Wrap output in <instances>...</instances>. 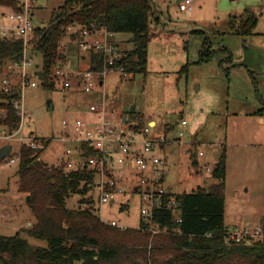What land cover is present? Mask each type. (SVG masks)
Here are the masks:
<instances>
[{
  "label": "rangeland",
  "instance_id": "1",
  "mask_svg": "<svg viewBox=\"0 0 264 264\" xmlns=\"http://www.w3.org/2000/svg\"><path fill=\"white\" fill-rule=\"evenodd\" d=\"M17 1L21 5L23 0ZM153 1L157 3L155 9L162 22L157 24L153 17L150 18L148 44L151 62L146 72H136L129 77L109 72L104 77V85L96 86L98 92L94 96L81 89L68 91L62 84L46 89L32 71L29 79L33 78L36 85H24L22 89L20 101L24 116L20 117L19 123L22 129L13 134V138L9 137L12 131L1 121L6 111L0 108V146L8 144L11 148L0 162V234H14L26 227L21 225L35 220L25 194L19 192L18 161L5 162L19 155L22 145L19 135L32 133L49 139L40 159L50 164L62 155L65 146L73 144L72 141L63 142V134L75 137L78 120L90 125V121L95 119L89 111V104L101 98H105L107 106L116 113L126 114L130 122L155 119L157 125L153 135L166 137L158 153L166 158L162 168L163 185L172 199L197 185L208 187L218 181L211 171L225 150V226L232 230L247 226L245 224L264 223V122H260L254 113L259 104L255 96L256 86L249 73L243 74L242 79L230 81L217 63L218 55L207 62H194L205 35L191 33L184 36L191 26L205 28L209 30L213 46H217L220 38L215 31L226 29L229 14H236L238 10L243 13L245 6L253 9L257 16L261 13L259 27L263 28L264 0H195L190 11L181 10L174 0ZM62 3L63 0H34L32 8L37 4L41 8V17L48 20L52 8ZM7 11L8 7L0 4V13H3L0 29L11 21L6 16ZM39 17L33 14V23L46 24L47 21L43 22ZM125 35L120 33L116 36L122 47L129 48L130 42L122 39ZM258 39L264 40V36ZM258 44L261 41L258 40ZM77 46L76 41L71 45L76 53ZM183 52L187 55L181 56ZM30 60L28 70L39 63L40 54L33 55ZM186 62L187 69L181 70ZM229 62L225 61V64ZM9 73L0 67V85L2 78ZM12 77V81L14 77L18 79V73ZM260 87L264 93L263 81L258 86L259 90ZM78 102L81 107L73 104ZM63 119L67 120L65 126L62 125ZM182 119L186 124H182ZM180 131L183 134L180 135ZM196 144V149L202 150L203 155L198 154V164L195 165L189 156V147L193 149ZM133 183L135 180L130 186H125V191L116 195L114 201L102 204L95 190L96 206L103 221L114 220L125 227L139 226L142 199L138 192L131 190ZM79 198L78 193L72 194L66 201L67 205L78 206ZM86 206L82 204V207ZM21 235L28 239L31 249L46 245L45 239L29 236L23 231Z\"/></svg>",
  "mask_w": 264,
  "mask_h": 264
},
{
  "label": "trees",
  "instance_id": "2",
  "mask_svg": "<svg viewBox=\"0 0 264 264\" xmlns=\"http://www.w3.org/2000/svg\"><path fill=\"white\" fill-rule=\"evenodd\" d=\"M0 2L15 10L21 8L17 0ZM154 10L151 0H64L52 10L47 23L34 27L28 38V49L41 56L42 86L52 88L61 78L55 71L63 64L59 47L70 24L104 27L117 34H127L130 47L122 50L117 64L123 65L130 75L146 72L150 18ZM255 24L256 15L251 9L239 16H229L230 32L247 34ZM78 33L72 32L71 39L77 41ZM23 51L24 41L15 33L0 36V67L21 61ZM218 52L227 53L225 61L232 58L225 47L212 48L205 36L195 62L208 61ZM89 61L99 68L101 54L89 53ZM187 64L181 70H186ZM224 68L227 73L229 67ZM21 94L20 80L13 81L9 91L0 85V108L6 111L1 121L12 132L19 127L20 115L11 99ZM260 101L258 114L264 113V99ZM132 126L140 128L143 124L136 121ZM48 143L49 139L45 138L39 148L26 144L20 147L19 190L27 192L26 200L35 220L14 234H0V264H264V237L232 243H226L223 238L227 229L225 150L211 171L218 181L208 187L197 185L174 196L180 222L174 221L170 209H156L153 221L166 229L152 233L142 229V219L138 227L124 228L103 221L94 197V171L63 169L40 159ZM192 148H189L190 158L197 164V144ZM86 152L95 153L91 148ZM74 193L80 195L79 205L69 207L66 201ZM165 195L171 197L168 192ZM83 203L87 206L82 207ZM22 231L45 239L46 245L31 249Z\"/></svg>",
  "mask_w": 264,
  "mask_h": 264
},
{
  "label": "built area",
  "instance_id": "3",
  "mask_svg": "<svg viewBox=\"0 0 264 264\" xmlns=\"http://www.w3.org/2000/svg\"><path fill=\"white\" fill-rule=\"evenodd\" d=\"M34 0H23L19 10L11 9L7 16L15 24L11 31L24 41V52L21 61L14 62L10 65H18L20 67L21 90L24 85L35 86L36 81L28 77V66L31 65L30 58L26 55V45L29 36L33 33L34 23L30 16ZM193 0H180L178 6L181 10H190ZM68 32L79 31L78 49L81 53L97 52L101 54V62L99 68L95 66L87 67L84 70L67 69L59 67L56 74L62 79L63 87L69 88L79 86L85 92L96 93L98 86H103V79L109 72L120 73L123 77H129L128 71L123 65L117 64L122 57L116 40L115 33L105 29L104 27L78 26L70 24L67 26ZM1 36L6 35V30L0 31ZM10 73L5 75L2 80L4 91L11 88L12 75L14 70L10 69ZM72 74V76L70 75ZM70 75V76H69ZM97 86V87H95ZM19 98H12L11 103L18 110L20 117L24 116L23 103ZM89 111L93 113V119L90 125H84L81 121L75 124L77 135L71 137L69 133H64L61 137L63 142H74L71 146H65L62 149V155L57 156L52 165L63 169H79L82 171H94L95 182L94 190L97 191L98 201L100 204L104 202L114 201L115 196L125 191V186H130L132 180H135L131 190L138 192L142 199L141 218L143 222L142 229H146L155 233L165 230L153 221V213L156 209L167 208L174 214V221L180 222L181 217L177 214L176 203L174 199L166 196L167 189L163 185L162 168L164 158L158 153L166 141L165 135H153L151 126L147 123L140 128L133 127V123L128 121L126 114H118L107 106L105 98L94 100L89 104ZM67 120H62L65 126ZM182 124H186V120L182 119ZM22 129V124L11 132L13 134ZM183 134L182 131L179 133ZM18 139L22 144H26L31 148H39L43 145L45 137L34 136L32 133L20 134ZM91 148L95 153L87 154L86 150ZM197 154L203 155L202 150H198ZM19 155L7 159V164L18 161ZM209 170L210 166L207 165ZM109 223L123 227L114 220ZM264 237V226H244L232 230L226 229L223 238L226 243L252 241Z\"/></svg>",
  "mask_w": 264,
  "mask_h": 264
},
{
  "label": "crops",
  "instance_id": "4",
  "mask_svg": "<svg viewBox=\"0 0 264 264\" xmlns=\"http://www.w3.org/2000/svg\"><path fill=\"white\" fill-rule=\"evenodd\" d=\"M174 1H175L176 4H178V2L180 0H174ZM194 1L195 0H193V3H194ZM151 2H152V5H153V7L155 9V5L157 6V3L155 1H153V0H151ZM0 4L8 7L7 13L12 9L11 5H9V4H3L1 2H0ZM36 5L37 4H35V6L31 10V14H30L31 18H32L33 14H38L40 16L39 18H40L41 21H43V22L48 21V20H45V17L44 18L41 17V12H40L41 8H39ZM59 5H61V4H58V6ZM55 8L53 7L52 10L55 9ZM243 9L244 10H242V11H245L246 9H251V8H249V6H245ZM52 10H51V12H52ZM190 10H192V8ZM190 10H188V11H190ZM251 10L253 11V9H251ZM2 14L3 13H0V18L2 17ZM157 14H158V11H156V9H155L154 14H153L152 17L155 19L156 23L159 24V22H162V19ZM240 14H242V13L239 12V10H238V12L236 14H229V16L230 15L239 16ZM254 14H255V12H254ZM6 16H7V14H6ZM50 16H51V14H50ZM50 16H49V18H50ZM259 16L261 17V13L259 14ZM259 16H257V14H256V24L252 28L251 32L247 33V34H238L236 32H230L229 31L230 30L229 25H228V27L226 29L216 30L215 34L218 35V37L220 38L217 46H213V43H212V41L210 39V36L208 34L209 30L205 29V28L201 29L199 27L194 28V26H191L192 28L187 30L184 36H186V35L188 36L191 33H193V34L194 33L204 34L205 36L208 37V41H209V43H210L212 48L225 47L228 51H230L232 53V58L230 60H227V61H230L229 62L230 64H225V58L227 57V53L226 52L225 53L224 52H218L211 59H214V57L216 55H218L217 63L219 65V67H221V69L224 71L225 76L229 77L230 81H237L239 78L242 79L243 78V74H245V73H249L250 74V76L252 78V81L254 82V84L256 86V88H255V96L257 97V100H258V103H259V104L256 105L254 113L258 116V120L260 122H264V113H261V114L256 113V110L259 109L262 106L260 98L264 99V93L261 91L262 87H260V90L258 89V86H260V82H262V81L264 82V40L258 39L259 36H264V25H263V28L259 27V21H260ZM228 22H229V19H228ZM8 23H9L8 26H3L0 29V31L2 29L6 30V35L5 36H9L12 33H14L13 31H11V28L13 27L15 22L11 20V21H8ZM36 26H40V25H35V27ZM42 26H43V24H42ZM195 30H203V32H195ZM72 32H74V31L68 32L67 35L62 38L61 43H60L59 51H60L61 55L64 56L62 67H65L67 69H74V70H84V69H87V67H89V66L94 68L96 66V64H92L89 61V54L88 53L79 52L78 46H77V53L73 51L71 45L76 40H72L71 39L70 35L72 34ZM116 35H117V33H115V40H116L120 50L122 51L124 49H128V47H122L120 45V41H119V39L117 38ZM128 38L129 37L127 35L126 37H124L122 39H127L128 40ZM258 40L261 41V44H258ZM231 41H232L233 44H230ZM149 45L150 44H148L147 66H149V64L151 62ZM24 48H25V45H24ZM27 54H30L29 56L33 57V55L38 54V53L31 51L30 49H28V45H26V55ZM185 55H187L186 52L181 53V56H185ZM195 60H194V62H195ZM204 62H207V61H204ZM10 65L8 67H7V65H4L2 67L5 68L7 72L10 69H13L15 74L18 73V77H17L18 79H16L14 77V81L16 82V81L20 80V75H19L20 67L18 65H13L12 67H10ZM16 67H18V69ZM224 67H229V70H228L227 73H226ZM14 68H16V69H14ZM240 68H242V69H240ZM27 70H28V68H27ZM37 70H41V56H40L39 63H37L34 67H32V69L30 68L28 70V74L31 76L32 75V71H33L34 75L37 77V75L35 74V71H37ZM30 76H29V78H30ZM12 79H13V77H12ZM56 84H62V79L60 78L59 80H56ZM103 85H104V79H103ZM63 88H65L66 90L71 91V92H75V91H78V90L81 89L79 86H72V87H69V88L63 87ZM256 89L258 91V95L256 93ZM81 90H83V89H81ZM87 94L95 96V93L88 92ZM109 94L111 95V92H109ZM74 102H76V100H74ZM73 104L77 105L76 107H81V105H82L80 102L73 103ZM2 110H5V109H2ZM141 123L143 125L148 123L152 127L151 131H152V134H153V129L157 125L155 119L150 118L146 122H141ZM163 146H164V144H163ZM197 151H198V149H197ZM189 156H190V151H189ZM165 163H166V158H164V165H165ZM197 164H198V160H197ZM225 176H226V174H225ZM162 179H163V173H162ZM224 181H225V179H224ZM19 192L24 193L25 196L27 194V192H25V191H19ZM167 192H168V190H167ZM225 205H226V185H225L224 220H225ZM239 216H241V215L239 214ZM27 220H29V219H27ZM32 222L33 221L30 220L26 224L21 225V227L28 226ZM245 225L250 226L249 224H245ZM251 225H253V226L263 225L264 226V223L263 222H256V223L251 224ZM253 226H251V227H253ZM124 227L125 226H123L121 228H124Z\"/></svg>",
  "mask_w": 264,
  "mask_h": 264
},
{
  "label": "water",
  "instance_id": "5",
  "mask_svg": "<svg viewBox=\"0 0 264 264\" xmlns=\"http://www.w3.org/2000/svg\"><path fill=\"white\" fill-rule=\"evenodd\" d=\"M35 74L39 79H42V70L35 71ZM10 149L11 148L8 144L0 146V162L10 153Z\"/></svg>",
  "mask_w": 264,
  "mask_h": 264
}]
</instances>
